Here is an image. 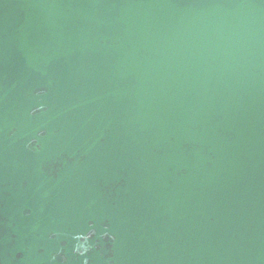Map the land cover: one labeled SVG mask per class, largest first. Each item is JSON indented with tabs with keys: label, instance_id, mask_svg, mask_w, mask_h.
Here are the masks:
<instances>
[{
	"label": "water",
	"instance_id": "water-1",
	"mask_svg": "<svg viewBox=\"0 0 264 264\" xmlns=\"http://www.w3.org/2000/svg\"><path fill=\"white\" fill-rule=\"evenodd\" d=\"M0 264H264V0H0Z\"/></svg>",
	"mask_w": 264,
	"mask_h": 264
}]
</instances>
